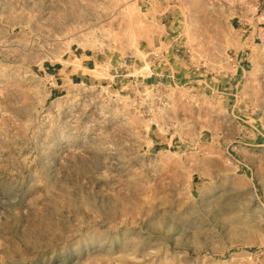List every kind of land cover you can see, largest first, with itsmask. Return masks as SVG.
I'll return each mask as SVG.
<instances>
[{
    "label": "rangeland",
    "instance_id": "1",
    "mask_svg": "<svg viewBox=\"0 0 264 264\" xmlns=\"http://www.w3.org/2000/svg\"><path fill=\"white\" fill-rule=\"evenodd\" d=\"M254 30L264 66V0H0V264H264V137L151 82Z\"/></svg>",
    "mask_w": 264,
    "mask_h": 264
},
{
    "label": "crops",
    "instance_id": "2",
    "mask_svg": "<svg viewBox=\"0 0 264 264\" xmlns=\"http://www.w3.org/2000/svg\"><path fill=\"white\" fill-rule=\"evenodd\" d=\"M172 23L175 24L173 21ZM257 34L262 35V31L254 30L250 32V35L241 43V48L236 54L240 64L239 68L235 70L229 66L228 74L219 79L209 76L211 74L194 73L187 64L182 63L177 58L179 56L176 57L175 54V51H179L176 47L180 36L175 33L173 36L168 34L170 37L169 45L164 50L167 57L165 60H161L158 66H152L153 78L151 77V82L163 86L165 84L172 86L176 81L184 83L181 88L184 91L187 90L186 92L191 95L182 96L173 102L186 115L197 112L194 98L198 97L199 94H194V92L203 93L201 96H203L204 102L207 97L210 98L209 94L213 95L211 100L217 98L220 100L224 105V113L237 130V134L234 135L233 130L227 129L225 136L241 138L240 144L245 142V137L254 138V141H257V146H259L264 137V126L259 124L264 121V66L261 60L263 56H261L257 47ZM170 47L174 48L172 54L168 51ZM86 61H84V66L90 63ZM87 68L89 67L87 66ZM217 111L209 110L208 112L212 116L213 113H218ZM184 119L187 122L195 120V118L189 116ZM252 121L255 126L248 128L247 125L251 124Z\"/></svg>",
    "mask_w": 264,
    "mask_h": 264
},
{
    "label": "built area",
    "instance_id": "3",
    "mask_svg": "<svg viewBox=\"0 0 264 264\" xmlns=\"http://www.w3.org/2000/svg\"><path fill=\"white\" fill-rule=\"evenodd\" d=\"M166 52L163 51L162 53H157L154 54V59H158L159 61L162 60L163 58L167 57L166 56ZM229 63L231 64L232 68H234L235 70L239 68L240 64L238 63V57L235 54H229Z\"/></svg>",
    "mask_w": 264,
    "mask_h": 264
}]
</instances>
